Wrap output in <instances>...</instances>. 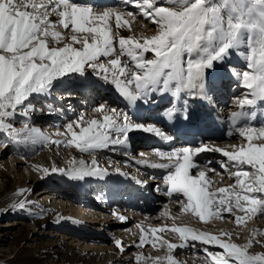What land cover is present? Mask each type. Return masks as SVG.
I'll use <instances>...</instances> for the list:
<instances>
[{
	"label": "snow or ice",
	"instance_id": "6c2138e0",
	"mask_svg": "<svg viewBox=\"0 0 264 264\" xmlns=\"http://www.w3.org/2000/svg\"><path fill=\"white\" fill-rule=\"evenodd\" d=\"M121 2L134 5L156 26V34L120 36L121 29L132 31L130 20L125 18L133 17L131 11L79 0H0V135L28 148L54 144L92 156L90 162L73 157L68 169L35 165L45 176L59 173L79 181L103 180L110 173L96 159L98 151L126 150L130 133L136 131L154 134L165 142L175 138L155 124L133 120L127 113L99 105L94 111L100 119L80 114L58 133L63 139L50 140L32 121L34 113L42 111L35 107L40 97H52L66 79L87 81L94 74L114 85L132 105L149 104L156 94L170 93L182 101V107L168 110L166 119L175 121L180 112V118L188 121L192 114L183 97L211 102L213 76L223 69L235 75L251 96L246 95L240 102L241 111L230 114L233 128L228 135H238L239 142L220 147L201 141L195 146L155 149L159 162L144 163L166 170L163 181L168 194L177 197L182 211L202 222L228 218L239 226L264 216V119L259 118L264 112L258 117L256 111L258 106L264 108V0H165L169 6L158 0ZM233 55L245 60L243 71L232 72L229 68ZM245 106H249L248 111L243 110ZM18 121L23 123L22 128L15 127ZM202 153L221 154L224 159L218 161L219 166L230 179L235 178V183L216 187L207 174L220 173L210 167L211 160L196 159ZM115 172L126 175L119 168ZM156 187L159 190L160 185ZM26 203L21 201L18 207L24 209ZM117 218L126 219L118 214ZM141 231L145 234L134 246L150 242L156 247L158 242L166 246L168 255H137V264H164L165 260L167 264H179L173 251L194 248L197 243L222 250L204 249L209 264H264V251H250L254 244L264 245V240L257 239L264 232L258 230L243 245L233 242V233L227 231L212 234L175 224L170 229L141 227ZM166 231L178 234L181 243L173 244L157 235ZM115 243L123 252L122 241L117 239Z\"/></svg>",
	"mask_w": 264,
	"mask_h": 264
},
{
	"label": "bare ground",
	"instance_id": "6f19581e",
	"mask_svg": "<svg viewBox=\"0 0 264 264\" xmlns=\"http://www.w3.org/2000/svg\"><path fill=\"white\" fill-rule=\"evenodd\" d=\"M79 2L93 3L101 7H112L118 11H124L125 13L131 11L133 13V17L125 16V18L130 20L132 31L130 32L127 29H121L119 32L120 36L128 37L133 33L139 35L141 32H143L146 36H152L156 34V26L150 23L148 19L144 18L134 5L122 4L121 0H79ZM158 3L163 4L164 6H169L167 3H165V0H158ZM76 46L79 47V45ZM146 55L150 56L151 53H147ZM123 59L127 60L128 58L124 57ZM101 60L107 62L104 57H101ZM245 63L246 62L243 57L240 55H233L231 57L229 68L232 70V72H236L237 70L243 71ZM88 71H91V69H88ZM229 76L234 78L233 87H236V77L235 75L230 74L228 71L220 69L213 76L215 88L214 91L210 92V94L218 103H221L222 98L227 95L226 91H222V89H224V86L229 84ZM97 81L98 80H95L94 78H88L87 81H81L75 77L73 78V81H68L66 79L64 86L54 93L52 97H40L36 102L35 107L37 109H42V111H36L34 113L32 117L34 125L39 127L42 132L43 130H49L56 133V137H51L50 135L46 134L50 140H61L63 137L58 135V133L64 132L65 128L63 126L66 124V122L74 120L78 115L84 114L86 118L100 119V114L94 111V109H96L99 105H106L109 109L114 108L117 111L126 113V110L122 104H117V102H120L118 100H120L119 98L122 96L117 91H106L102 89L97 85ZM218 81L219 85L223 88L217 90L216 83ZM163 96L164 94H156L154 96V102L141 105L143 108L148 109L151 107V104H155L157 102L158 97L162 98ZM245 96L246 95L239 92L234 93V97L231 98V101L235 103L237 100L238 103L237 107L233 106L230 108L231 113L235 111H241L239 105ZM247 96L248 98H251L250 94ZM183 99L187 100V103L190 105L189 111H191L198 98L185 96ZM163 101L164 100H159L158 105ZM49 104L52 105L51 109L48 107ZM179 104L180 105L178 109L182 107L181 100ZM155 110L158 109H154L148 112V114L146 113L142 118H139V121L148 124H155L158 128L162 129L161 126H164V124L161 123L159 120L160 118L157 117L156 113L154 112ZM243 110L248 111L249 106H245ZM178 113L182 114L180 112ZM230 114L226 117H223L226 119L227 123L220 135L213 138H200L195 144H184L177 139L173 142H165L159 137L154 136V134L144 133L142 131L130 133V142L126 150L117 151L115 153L110 150H104L98 151L96 153V159L101 166L105 167L106 164L107 167L110 166V168H108L110 175L103 180L97 178H86L85 180L79 181L73 180L71 177H66L59 173L45 176L41 171L34 167L35 165H40L41 167L51 168L53 165H55L58 168L68 169L69 161L73 157L77 159H84L85 161L89 162L91 161L92 156H90L88 153H82L74 147H57L54 144H48L46 146L35 145L31 146V148H28L23 145H18L14 148L13 155L10 156L16 157L19 164L30 168L32 170V175L30 177L25 176L18 180L16 188L13 191L14 195H9L7 198H4L3 201H0V211L4 210L6 204H11L13 201H17V199H19L22 195L27 196L31 190V187L34 188L41 186L40 190L38 191L39 195L48 193L54 195V197L57 200L59 199V201L67 200L71 205L74 203L76 208H78V215L84 213L85 216H89L90 218L92 217L97 220H105L106 217L115 216L116 221H118V225L116 224L113 229L121 230L123 233L129 231L130 228H138V233L135 234V236L138 235V241L134 242L132 238L133 236L130 237V235H128L125 236L129 240L128 244H139L141 236L145 234L142 233L141 227H146L148 229L153 227H167L170 229L173 224H175L176 226H190L194 229L206 231L212 234H218L221 231L232 232L234 230L233 227L237 226L238 229V227L241 225L238 226L234 221L224 218L216 219L217 223L214 222L205 227L203 226L204 224L201 223L202 221H200L190 212L185 213L182 211L181 206L178 205L179 203L177 202V197L175 195H169L167 188L164 185L163 175L166 170L152 168L150 163H144L145 160L149 162H159V158L155 155V149H168L169 147L180 148L188 145L195 146L201 141L204 143H212L220 147H228L238 143L240 139L238 135H228V132L233 128L232 122L230 120ZM262 119H264V117H262ZM252 123L255 125L256 122L253 121ZM22 127L23 123L18 122L17 128ZM149 139L153 142L149 143ZM7 151H9L8 148L5 149L4 153ZM201 158L211 160L212 164L210 167L215 168L216 171L220 173L217 175L216 172L209 171L207 174L209 178L216 182V187H225L235 183V178L230 179L228 174L219 166L218 161L224 159L221 154L202 153L196 159L199 160ZM116 168H119L121 172L125 173L126 175H120L116 173ZM136 176L138 177L136 178ZM147 179H154V181L152 183H149V181H142ZM124 180H127L129 184H125ZM153 184L155 185L154 188L156 191H162L166 194L168 201L166 204L161 205V200H155L150 197L151 186ZM157 184L160 185L159 190H157ZM130 187L135 188L131 189ZM129 190L130 193H128L129 195H126V198H121L118 195L121 191H124L127 194ZM180 199L186 200V198L182 196ZM107 202L109 203L106 204ZM173 204H177V214L179 217H176L172 214L176 207H173ZM134 213L139 214L137 217L140 218L141 223H136L135 219L132 217ZM105 214H108V216H105ZM117 214L124 216L126 219L124 221L119 220L117 218ZM154 216L158 217L159 219V222L156 224H154L152 220V217ZM146 218H148V222L144 220ZM248 221H251V224L253 222L255 223L253 225H249L247 229L248 236L243 238V240L233 242L243 245L246 244L247 241L252 237L254 230L264 232V216L258 215L257 217H254ZM137 225H140L141 227H137ZM168 232L176 237V239L179 241V244L181 243L178 234L171 231ZM157 235L161 236L160 233ZM162 238L170 242V240L164 237ZM117 239L122 241L121 238H116L115 240ZM257 239L264 240V236H258ZM176 242L177 241L171 243L177 244ZM113 243L114 246H117L115 241ZM145 244L151 243L146 242ZM151 247L153 248L152 244ZM116 248L118 251H120L118 247ZM205 248L210 252L213 249H219L214 245H201L197 243L196 247L194 248H177L173 251L172 255L174 259L179 262V264H207L203 260ZM250 251H264V245L254 244L253 249ZM175 252L176 254L177 252L181 253L179 256H174ZM166 253L168 255V252ZM164 264H167V261H164Z\"/></svg>",
	"mask_w": 264,
	"mask_h": 264
},
{
	"label": "rangeland",
	"instance_id": "374dc122",
	"mask_svg": "<svg viewBox=\"0 0 264 264\" xmlns=\"http://www.w3.org/2000/svg\"><path fill=\"white\" fill-rule=\"evenodd\" d=\"M238 71L240 70L236 72ZM89 78L98 80V86L103 83V86L108 88L106 91L116 90L110 82H105L94 74ZM18 122L15 127L18 126ZM43 133L56 137V133L49 130H43ZM0 143H2L0 146V201H3L9 195H14L13 191L18 180L25 176L30 177L32 170L19 164L16 157L10 156L13 155L17 144L9 141L5 135H0ZM7 148L9 151L4 153ZM142 181L152 183L154 179ZM154 186V184L151 186L150 197L161 200V205L166 204L168 202L166 194L156 191ZM40 187H31L27 196L22 195L17 201L6 204L4 210L0 211V264H137V255L150 258L167 256L166 246L161 247L159 243L153 248L151 244H145L143 247H136L132 243L128 244L129 240L125 237L128 235L133 236L134 242L138 241V235L135 236L138 233V228L128 227L129 231L123 233L121 230L113 229L116 224L118 225L115 216L97 220L85 216L84 213L78 215V208L74 203L73 206L67 200L59 201L54 195L48 193L39 195ZM128 193L130 190L127 194L121 191L118 195L121 198H126ZM21 201L27 202L24 209L18 207V203ZM176 205L173 204V207ZM177 213L176 206L172 214L179 217ZM138 215V213H134L132 217L139 224L141 220L137 217ZM144 220L148 222V218ZM152 220L154 224L159 222L158 217L155 216L152 217ZM214 222L217 223L215 218L201 223L207 227ZM250 224L251 221H247L238 229L237 226L233 227L232 241L246 238ZM253 224L255 223L253 222L251 225ZM160 235L170 242L177 241L176 243L179 244L176 237L168 231L160 233ZM116 238H121L124 246L123 252L118 251L117 246H114L113 242ZM219 251L222 250L213 249L211 252ZM180 253L176 254L175 252L174 256H179ZM203 260L209 264L205 253Z\"/></svg>",
	"mask_w": 264,
	"mask_h": 264
}]
</instances>
